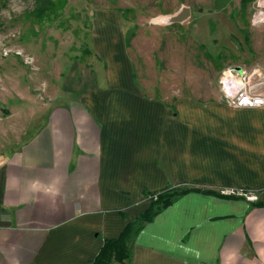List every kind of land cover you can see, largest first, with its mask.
Returning a JSON list of instances; mask_svg holds the SVG:
<instances>
[{"label": "crops", "instance_id": "0c3cea01", "mask_svg": "<svg viewBox=\"0 0 264 264\" xmlns=\"http://www.w3.org/2000/svg\"><path fill=\"white\" fill-rule=\"evenodd\" d=\"M105 64L31 109L0 96V264H90L167 190L192 192L143 227L126 264H264V107L220 97L174 115L132 86L120 51Z\"/></svg>", "mask_w": 264, "mask_h": 264}, {"label": "rangeland", "instance_id": "374dc122", "mask_svg": "<svg viewBox=\"0 0 264 264\" xmlns=\"http://www.w3.org/2000/svg\"><path fill=\"white\" fill-rule=\"evenodd\" d=\"M53 1L41 17L35 0H0V96H13L9 104L27 110L85 71L101 77L97 62L119 51L132 86L174 115L176 103L222 102L217 82L229 67L264 71V0Z\"/></svg>", "mask_w": 264, "mask_h": 264}, {"label": "trees", "instance_id": "16d2710c", "mask_svg": "<svg viewBox=\"0 0 264 264\" xmlns=\"http://www.w3.org/2000/svg\"><path fill=\"white\" fill-rule=\"evenodd\" d=\"M35 2L37 4L36 11L39 16L43 17L55 12V4L53 0H35ZM190 192L192 191L167 190L158 194L146 195L150 198L149 208L135 221L127 223L118 238L104 240L101 250L90 264H112L114 262L126 264L129 262L132 256L134 239L143 227L150 223L164 209L168 208L176 199ZM204 193L216 195L212 192ZM234 197L232 196V198ZM256 204L257 206H262L260 203Z\"/></svg>", "mask_w": 264, "mask_h": 264}, {"label": "built area", "instance_id": "2783aa9c", "mask_svg": "<svg viewBox=\"0 0 264 264\" xmlns=\"http://www.w3.org/2000/svg\"><path fill=\"white\" fill-rule=\"evenodd\" d=\"M217 87L221 99L231 109L254 110L264 107V71L259 67H229L220 74ZM233 195L249 201L256 199L242 191Z\"/></svg>", "mask_w": 264, "mask_h": 264}, {"label": "water", "instance_id": "95a60500", "mask_svg": "<svg viewBox=\"0 0 264 264\" xmlns=\"http://www.w3.org/2000/svg\"><path fill=\"white\" fill-rule=\"evenodd\" d=\"M189 16V11L184 10L180 15L172 19V23H180Z\"/></svg>", "mask_w": 264, "mask_h": 264}, {"label": "bare ground", "instance_id": "6f19581e", "mask_svg": "<svg viewBox=\"0 0 264 264\" xmlns=\"http://www.w3.org/2000/svg\"><path fill=\"white\" fill-rule=\"evenodd\" d=\"M259 20V19H258ZM262 20V19H261ZM264 20V19H263Z\"/></svg>", "mask_w": 264, "mask_h": 264}]
</instances>
